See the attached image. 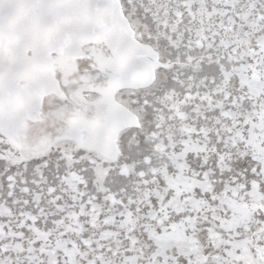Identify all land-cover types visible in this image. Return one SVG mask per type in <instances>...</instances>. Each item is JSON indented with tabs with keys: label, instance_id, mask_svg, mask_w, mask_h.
Segmentation results:
<instances>
[{
	"label": "snow or ice",
	"instance_id": "snow-or-ice-1",
	"mask_svg": "<svg viewBox=\"0 0 264 264\" xmlns=\"http://www.w3.org/2000/svg\"><path fill=\"white\" fill-rule=\"evenodd\" d=\"M0 264H264V0H0Z\"/></svg>",
	"mask_w": 264,
	"mask_h": 264
}]
</instances>
